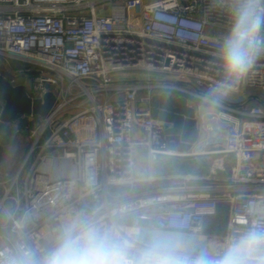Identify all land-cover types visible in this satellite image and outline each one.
Masks as SVG:
<instances>
[{
  "label": "built area",
  "instance_id": "obj_1",
  "mask_svg": "<svg viewBox=\"0 0 264 264\" xmlns=\"http://www.w3.org/2000/svg\"><path fill=\"white\" fill-rule=\"evenodd\" d=\"M235 3L0 0V71L11 73L0 76L31 99L51 93L55 102L20 133L27 142L15 172L0 174V264L24 255L41 264L73 221L113 230L133 253L157 234H175L184 251L210 257L231 234L264 224V110L246 94L264 96V56L218 104L201 100L221 78L219 41ZM160 93L193 108L199 137L186 153L167 150L166 124L151 117L150 98ZM210 146L232 157L229 177L152 174L157 156H202ZM139 148L144 179L135 175ZM218 203L226 231L205 234Z\"/></svg>",
  "mask_w": 264,
  "mask_h": 264
},
{
  "label": "clouds",
  "instance_id": "obj_2",
  "mask_svg": "<svg viewBox=\"0 0 264 264\" xmlns=\"http://www.w3.org/2000/svg\"><path fill=\"white\" fill-rule=\"evenodd\" d=\"M231 25L219 41L217 59L221 78L205 94L203 103L215 106L236 90L257 60L264 56V0H236L230 8ZM185 239L157 234L133 253L113 230L91 221L66 225L41 264H264V224L253 223L231 234L215 257L184 251ZM9 264H34L29 255Z\"/></svg>",
  "mask_w": 264,
  "mask_h": 264
},
{
  "label": "water",
  "instance_id": "obj_3",
  "mask_svg": "<svg viewBox=\"0 0 264 264\" xmlns=\"http://www.w3.org/2000/svg\"><path fill=\"white\" fill-rule=\"evenodd\" d=\"M48 90L53 86L47 85ZM151 117L166 124L163 132L166 148L169 151L186 153L198 140V129L192 107L186 105V99L173 97L168 93L153 94L151 96ZM0 123L9 124L17 116L45 117L53 108L55 102L51 93L40 98L31 99L24 85L12 86L0 76ZM0 146V163L3 155Z\"/></svg>",
  "mask_w": 264,
  "mask_h": 264
},
{
  "label": "crops",
  "instance_id": "obj_4",
  "mask_svg": "<svg viewBox=\"0 0 264 264\" xmlns=\"http://www.w3.org/2000/svg\"><path fill=\"white\" fill-rule=\"evenodd\" d=\"M221 150L220 146H210L205 155L170 157V161H167L164 156H157L152 167V174L158 177L193 175L200 178H227L232 173V157L221 153ZM135 156V175L138 179H144L149 176L146 156H144L141 148L137 149ZM166 162H168V165H164ZM145 187L148 186L146 184L138 183L139 189Z\"/></svg>",
  "mask_w": 264,
  "mask_h": 264
},
{
  "label": "trees",
  "instance_id": "obj_5",
  "mask_svg": "<svg viewBox=\"0 0 264 264\" xmlns=\"http://www.w3.org/2000/svg\"><path fill=\"white\" fill-rule=\"evenodd\" d=\"M9 66L12 69L20 67L18 63L14 61H9ZM29 77H33V73H29ZM246 94L248 96V104H257L264 110V96L260 93L247 89ZM22 116V115H21ZM17 116L13 121L9 124L0 123V146L5 144L6 139H12L25 129V127L33 128L38 123H40V118L33 116L30 120L25 117ZM16 123V125H14ZM216 214L212 217L205 218L203 220L202 229L205 234H217L215 231L217 230V225L220 224L221 221L224 222V227L226 225L227 220V210L226 206L223 203H218L216 207ZM226 231V228L225 230ZM222 231L219 234H224Z\"/></svg>",
  "mask_w": 264,
  "mask_h": 264
},
{
  "label": "rangeland",
  "instance_id": "obj_6",
  "mask_svg": "<svg viewBox=\"0 0 264 264\" xmlns=\"http://www.w3.org/2000/svg\"><path fill=\"white\" fill-rule=\"evenodd\" d=\"M1 75L5 78H8L11 76V73L9 71H0ZM17 83H23L24 79L20 77H16ZM143 94V93H139ZM26 136L24 134L17 135L12 139H6L5 144H3V155L1 157V163H0V174H6V176H10L13 174L20 163V159L23 156L25 147H26ZM264 157V156H263ZM167 161L171 160L170 157H166ZM232 159V158H231ZM164 165H168V162L164 163ZM130 224L131 222H127ZM217 230L215 233L219 234L221 231L222 233L225 232L224 222L221 221L220 224L217 225Z\"/></svg>",
  "mask_w": 264,
  "mask_h": 264
}]
</instances>
